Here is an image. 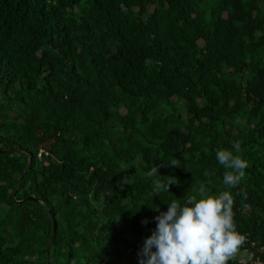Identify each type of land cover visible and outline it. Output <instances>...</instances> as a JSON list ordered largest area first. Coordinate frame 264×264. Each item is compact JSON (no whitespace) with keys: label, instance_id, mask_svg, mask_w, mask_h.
<instances>
[{"label":"trees","instance_id":"1","mask_svg":"<svg viewBox=\"0 0 264 264\" xmlns=\"http://www.w3.org/2000/svg\"><path fill=\"white\" fill-rule=\"evenodd\" d=\"M210 250L264 264V0H0V264Z\"/></svg>","mask_w":264,"mask_h":264},{"label":"water","instance_id":"2","mask_svg":"<svg viewBox=\"0 0 264 264\" xmlns=\"http://www.w3.org/2000/svg\"><path fill=\"white\" fill-rule=\"evenodd\" d=\"M15 149H8V150H1L2 152H13ZM30 161H31V155H29V162H28V165L30 164ZM20 180V179H19ZM20 182V181H19ZM54 233H55V226H54V222H52V230H51V233H50V236L47 240V243H46V251H48V248H49V244L51 242V240L53 239L54 237ZM209 254H216V255H219L221 256V253L219 251H216V250H210V251H206L202 254H199L198 256H195L194 258H192L191 260L189 261H186L182 264H186V263H189L191 261H195V260H200L202 257L204 256H207ZM98 264H102V261H99Z\"/></svg>","mask_w":264,"mask_h":264},{"label":"rangeland","instance_id":"3","mask_svg":"<svg viewBox=\"0 0 264 264\" xmlns=\"http://www.w3.org/2000/svg\"><path fill=\"white\" fill-rule=\"evenodd\" d=\"M236 256L239 261L244 262L250 258V253L248 250H239L237 251Z\"/></svg>","mask_w":264,"mask_h":264},{"label":"built area","instance_id":"4","mask_svg":"<svg viewBox=\"0 0 264 264\" xmlns=\"http://www.w3.org/2000/svg\"><path fill=\"white\" fill-rule=\"evenodd\" d=\"M39 154H40V153H39ZM39 154H38V155H39Z\"/></svg>","mask_w":264,"mask_h":264}]
</instances>
